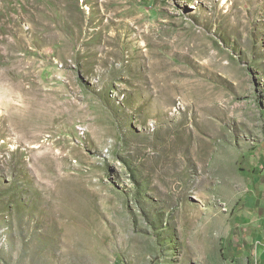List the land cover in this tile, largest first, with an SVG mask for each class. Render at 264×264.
Here are the masks:
<instances>
[{
  "label": "rangeland",
  "instance_id": "374dc122",
  "mask_svg": "<svg viewBox=\"0 0 264 264\" xmlns=\"http://www.w3.org/2000/svg\"><path fill=\"white\" fill-rule=\"evenodd\" d=\"M264 165V0H0V264H228Z\"/></svg>",
  "mask_w": 264,
  "mask_h": 264
},
{
  "label": "crops",
  "instance_id": "0c3cea01",
  "mask_svg": "<svg viewBox=\"0 0 264 264\" xmlns=\"http://www.w3.org/2000/svg\"><path fill=\"white\" fill-rule=\"evenodd\" d=\"M251 213L243 216L244 225L232 230L227 241L228 264H264V165L251 176Z\"/></svg>",
  "mask_w": 264,
  "mask_h": 264
}]
</instances>
